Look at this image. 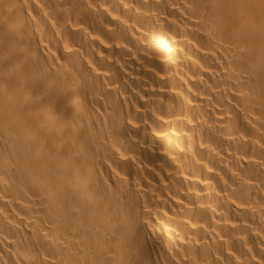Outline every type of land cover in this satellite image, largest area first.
Instances as JSON below:
<instances>
[{
    "label": "bare ground",
    "instance_id": "6f19581e",
    "mask_svg": "<svg viewBox=\"0 0 264 264\" xmlns=\"http://www.w3.org/2000/svg\"><path fill=\"white\" fill-rule=\"evenodd\" d=\"M0 264H264V0H0Z\"/></svg>",
    "mask_w": 264,
    "mask_h": 264
}]
</instances>
